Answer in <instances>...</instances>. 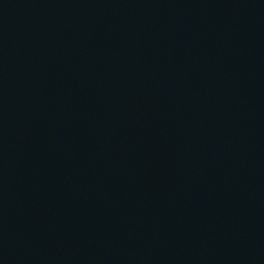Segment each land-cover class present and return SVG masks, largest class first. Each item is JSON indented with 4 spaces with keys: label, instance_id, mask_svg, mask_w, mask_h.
<instances>
[{
    "label": "water",
    "instance_id": "obj_1",
    "mask_svg": "<svg viewBox=\"0 0 264 264\" xmlns=\"http://www.w3.org/2000/svg\"><path fill=\"white\" fill-rule=\"evenodd\" d=\"M0 264H264V0H0Z\"/></svg>",
    "mask_w": 264,
    "mask_h": 264
}]
</instances>
